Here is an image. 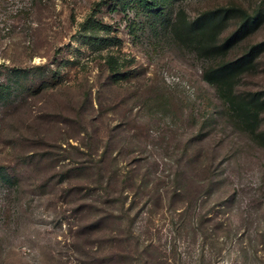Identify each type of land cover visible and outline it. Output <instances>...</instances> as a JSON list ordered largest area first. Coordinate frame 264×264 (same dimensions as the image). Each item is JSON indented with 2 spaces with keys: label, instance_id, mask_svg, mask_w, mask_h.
Returning a JSON list of instances; mask_svg holds the SVG:
<instances>
[{
  "label": "rangeland",
  "instance_id": "1",
  "mask_svg": "<svg viewBox=\"0 0 264 264\" xmlns=\"http://www.w3.org/2000/svg\"><path fill=\"white\" fill-rule=\"evenodd\" d=\"M149 2L0 0V264H264V141L171 32L179 8L264 0ZM91 18L119 41L85 43ZM257 89L264 51L236 84Z\"/></svg>",
  "mask_w": 264,
  "mask_h": 264
},
{
  "label": "trees",
  "instance_id": "2",
  "mask_svg": "<svg viewBox=\"0 0 264 264\" xmlns=\"http://www.w3.org/2000/svg\"><path fill=\"white\" fill-rule=\"evenodd\" d=\"M140 1L145 5L150 4V0ZM233 18L236 19L235 27L223 36L224 29ZM263 21L264 10L257 8L249 11L241 4L230 3L204 9L193 17H189L183 8H179L171 25L172 35L177 41L210 61L204 68V78L215 85L231 117L262 141L264 129L259 126L264 110V90L241 93L236 90V84L243 73L254 68L256 59L264 51V37L248 43L234 56H231L230 52L254 33ZM81 25V38L96 50H103L119 41L110 26L98 18L87 19ZM104 58L111 69L123 65L112 53L105 54ZM26 71L14 68L13 73L20 75ZM1 85L3 84H0V87ZM96 255L97 264H116V257L107 255L104 251L103 254Z\"/></svg>",
  "mask_w": 264,
  "mask_h": 264
}]
</instances>
